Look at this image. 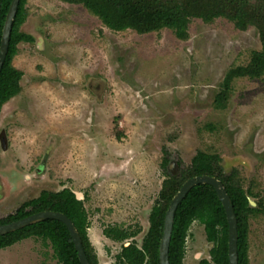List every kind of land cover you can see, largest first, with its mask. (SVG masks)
<instances>
[{
    "label": "rangeland",
    "instance_id": "rangeland-1",
    "mask_svg": "<svg viewBox=\"0 0 264 264\" xmlns=\"http://www.w3.org/2000/svg\"><path fill=\"white\" fill-rule=\"evenodd\" d=\"M25 7L20 31L34 41L18 45L21 90L0 111V218L42 190L82 192L97 264H115L122 242L103 230H137L129 241L141 246L165 174L203 150L250 192L248 260L264 264V74L234 77L215 102L226 72L261 50L258 28L194 17L182 39L111 29L81 3ZM211 247L195 221L183 264L210 259ZM0 264L60 263L49 240L29 237L1 248Z\"/></svg>",
    "mask_w": 264,
    "mask_h": 264
},
{
    "label": "trees",
    "instance_id": "trees-1",
    "mask_svg": "<svg viewBox=\"0 0 264 264\" xmlns=\"http://www.w3.org/2000/svg\"><path fill=\"white\" fill-rule=\"evenodd\" d=\"M12 0H0V42L6 15ZM26 1L19 0L13 22L8 52L0 71V111L5 102L21 90L20 81L24 72L12 64L21 41H34L31 34L20 31L26 15ZM81 3L98 16L111 29L133 28L140 33L172 29L179 38L188 35V22L197 17L211 21L225 17L236 27L246 29L250 25L258 28L262 43L261 50H254L247 65L229 69L223 79L222 90L215 98L216 104L224 105L232 79L236 76L257 78L264 74V0H63ZM220 157L198 150L191 163L180 173H167L163 180L159 201L150 213V226L141 246L130 240L137 234L118 226H108L103 233L122 242L115 264H160L159 244L163 234L164 218L171 199L184 181L196 175L208 174L217 177L224 184L231 197L238 221V264H249L248 260V216L256 210L249 201L241 183L230 173L226 175L220 165ZM170 159L164 156L161 162L167 168ZM59 211L75 224L90 264H97L96 255L88 238L89 219L83 200H78L73 190L65 187L59 191L42 190L41 193L21 204L15 212L0 218V224L9 223L28 215L45 211ZM199 221L204 225L207 240L212 243L210 259L203 258L199 264H229L228 221L225 209L215 188L210 184L192 187L179 203L169 246L170 264H183L186 240L191 225ZM29 237H40L51 242L54 254L60 264H81L74 242L66 224L49 218L25 226L19 230L0 235V249L12 246Z\"/></svg>",
    "mask_w": 264,
    "mask_h": 264
},
{
    "label": "water",
    "instance_id": "water-1",
    "mask_svg": "<svg viewBox=\"0 0 264 264\" xmlns=\"http://www.w3.org/2000/svg\"><path fill=\"white\" fill-rule=\"evenodd\" d=\"M19 0H12L6 19L4 22L1 42H0V71L4 64L9 42L12 31L13 22L16 16ZM198 184H210L215 188V191L222 202L225 209L227 221H228V257L229 264H238V221L237 216L234 211V206L230 195L228 194L224 184L220 179L215 176L202 174L196 175L188 178L176 194L171 199L168 209L164 218L163 234L160 239L159 244V263L160 264H170L169 262V246L172 236V230L174 225L175 212L179 203L187 195L189 190ZM78 200H83L84 195L82 192L73 191ZM250 201V199H249ZM251 202V201H250ZM53 218L64 222L69 230L70 236L74 242L75 248L78 253L79 260L81 264H90L88 257L85 253L82 239L78 232L77 227L74 222L64 213L53 210L40 211L21 219L0 224V235L7 234L16 230H19L25 226L44 221L46 219Z\"/></svg>",
    "mask_w": 264,
    "mask_h": 264
},
{
    "label": "flooded vegetation",
    "instance_id": "flooded-vegetation-1",
    "mask_svg": "<svg viewBox=\"0 0 264 264\" xmlns=\"http://www.w3.org/2000/svg\"><path fill=\"white\" fill-rule=\"evenodd\" d=\"M3 142V141H2Z\"/></svg>",
    "mask_w": 264,
    "mask_h": 264
}]
</instances>
